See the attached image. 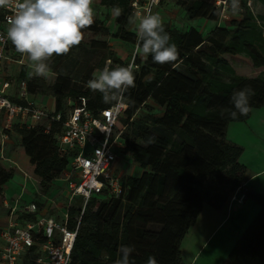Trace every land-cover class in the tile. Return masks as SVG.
<instances>
[{
  "label": "trees",
  "instance_id": "trees-1",
  "mask_svg": "<svg viewBox=\"0 0 264 264\" xmlns=\"http://www.w3.org/2000/svg\"><path fill=\"white\" fill-rule=\"evenodd\" d=\"M133 1L99 0L103 6L122 9V14L115 17L117 29L112 36L135 47L138 27H127L131 19H137ZM177 2L185 7L189 19L203 17L213 21L215 27L205 37L197 26L181 30L164 24L169 43L177 46V61L161 65L151 54L134 56L135 87L124 93L122 99L128 107L115 129L121 131L118 153L130 154L143 171L139 176L122 175L124 191L120 197L109 195L107 190L93 195L82 215L81 198L69 207L70 227L74 228L81 217L70 264H115L121 246L133 248L130 264H147L149 256H154L157 264H184L181 243L204 205L222 208L246 180L247 168L240 161L244 147L227 137V129L230 122L246 121L254 108L264 107V14L256 13L249 0H240L241 16L221 25L216 13L222 8L215 0ZM251 2L264 6V0ZM3 17L0 8V22ZM84 30L109 33L99 19ZM96 44L104 50L100 69L107 60L112 61V68L130 64L107 41H92L91 48ZM73 51L74 47L48 61L57 74L52 83L39 76L29 78L25 66L20 78L27 80L29 93L53 96L54 111L61 112L63 118L71 108L81 105V97L93 116L100 117L101 111L117 100L105 103L100 92L87 88L90 76L76 81L60 72ZM237 57L247 59L260 71L255 75L238 72L231 60ZM245 86L255 92L249 101L251 111L233 120L225 110H234L231 96ZM154 105L163 108L162 114L153 113ZM145 106L148 113L137 116ZM45 127L46 123L15 126L22 152L18 160L0 159V193L14 177L17 166L36 177L44 188L70 167L74 153L62 155L59 150L62 123L54 122L49 131ZM153 137L154 142L149 143ZM245 197L252 198L260 209L240 234L227 261L264 264V194L250 190L245 191ZM24 217L36 219L38 213ZM147 224L158 228H146Z\"/></svg>",
  "mask_w": 264,
  "mask_h": 264
},
{
  "label": "built area",
  "instance_id": "built-area-1",
  "mask_svg": "<svg viewBox=\"0 0 264 264\" xmlns=\"http://www.w3.org/2000/svg\"><path fill=\"white\" fill-rule=\"evenodd\" d=\"M162 1L134 0L133 12L135 16L136 13L143 14L149 5L153 11ZM215 3L224 9L225 0H215ZM248 4L252 5L251 0ZM1 9L4 17L0 22V33L6 36V17L13 12L10 8ZM9 44L10 41L6 39L0 42V77L4 60L10 58ZM133 61L134 55L130 64ZM11 83L10 78L0 83V159L9 160L3 149L11 136L17 134L16 125L35 127L43 121L46 123L45 131H49L54 122L62 123L63 130L58 135L60 153L64 155L73 152L74 156L70 167L61 176L67 182L70 192L62 219L44 214H38L36 219H28L24 216L38 213L35 202H15L12 205L6 202L9 216L0 232L3 241L0 246V264H70L81 217L74 228L70 227L69 207L77 198H81L82 215L93 195L104 190L113 197L123 194L122 174L116 172L121 131H116L115 125L128 105L123 99H118L115 104L103 109L100 117H95L86 108V99L81 97V105L71 108L63 118L61 112L50 111L27 98L28 82L24 78L17 82L18 95L22 101L13 100L7 93ZM244 198L245 191L241 185L233 193L231 201L242 202Z\"/></svg>",
  "mask_w": 264,
  "mask_h": 264
},
{
  "label": "clouds",
  "instance_id": "clouds-1",
  "mask_svg": "<svg viewBox=\"0 0 264 264\" xmlns=\"http://www.w3.org/2000/svg\"><path fill=\"white\" fill-rule=\"evenodd\" d=\"M0 8H10L13 12L6 17V36L0 33V42L10 41L16 52L27 58L31 69L27 73L29 78H47L51 73L48 61L54 55H65L79 46L84 40L83 30L94 24L93 0H0ZM111 11L113 17L122 14L119 6H114ZM241 11L240 0H230V3L225 0L224 9L216 14L223 16L230 12L235 16ZM136 16L139 24L133 55L147 57L151 54L153 61L161 65L177 61V46L169 43L170 36L162 18L152 11V6H147L143 14L136 13ZM111 64L112 61L107 60L102 69L93 72L85 85L100 92L105 103L122 99L124 93L135 87L133 64L115 68ZM254 95L251 86L234 91L231 96L234 110H225L227 115L233 120L247 116L251 111L249 101ZM154 139L150 138L149 143ZM118 251L121 255L115 264H130L133 248L121 246ZM147 264H157L155 257L149 256Z\"/></svg>",
  "mask_w": 264,
  "mask_h": 264
},
{
  "label": "rangeland",
  "instance_id": "rangeland-1",
  "mask_svg": "<svg viewBox=\"0 0 264 264\" xmlns=\"http://www.w3.org/2000/svg\"><path fill=\"white\" fill-rule=\"evenodd\" d=\"M256 13L264 14V6L257 2H252L251 6ZM93 8H94V19H99L103 22V24L109 28V33H103L98 31H92V30H83L84 31V40L79 46L74 47L73 54L70 58L65 60L60 67V72L64 75H67L71 78H73L76 81H83L89 76L92 77V74L94 71H96L99 68V61L104 53V50L100 44L94 45V48H91L92 41H107L108 44L112 47V49L116 52L118 56L124 57L126 60L132 59L133 52H134V46H132L129 43H126L122 41L119 38H114L112 35L117 29V23L115 21V17L112 15V8L103 6L100 4L99 0H93ZM154 13H158L159 16L162 18L163 24H169L170 26L178 27L181 30H185L190 26L191 24L196 25L200 31L204 34L206 37L209 32L215 27V23L211 20H208L203 17H199L196 19H189L186 14L185 7L177 2V0H165L162 4L156 6L153 9ZM241 16V12L238 15H231L230 12L225 13V15L220 16L219 18V24L221 25H229L231 19L237 18ZM139 20L138 19H131V21L128 23L127 27L130 30H136V27H138ZM232 62L235 64L237 71L240 73H244L247 75H255L257 74L260 69L253 68L252 64L243 57H237V58H231ZM26 61L27 58H26ZM29 62V61H28ZM31 69H28V72ZM56 72L51 70L50 75L47 78H44L48 83H52L56 78ZM37 102L39 104H42L43 106H46V108L51 107V95H44V94H37ZM42 99V101H40ZM153 113L160 115L163 112V108L154 105V108H152ZM148 109L145 107H142L139 112L137 113V116L144 115L148 113ZM250 119V120H249ZM248 120L249 128L252 131V135L241 137V139H232V141L244 146L249 147L248 156H255V151L253 147H251L255 140L257 139H264V107L260 108H254L252 110L251 116ZM45 123V122H42ZM22 152V149L19 145V138L17 136H13L11 139V145L6 149V155L10 158V160L15 159L18 160V157L20 156ZM20 159L25 160V156L20 157ZM9 160V161H10ZM4 161V160H3ZM13 161V160H12ZM26 162V161H25ZM17 164V163H16ZM8 165H12L8 163ZM116 165L118 167V170H122V175H132V176H139L143 168L134 162L130 154H119L118 160L116 162ZM9 167V166H8ZM16 167V166H15ZM18 167V166H17ZM14 168L15 175L14 177L3 186V191L0 193V230L5 225V222L8 218V207L6 206V201L8 203H14L15 201L21 202L23 201H29V200H36V201H43L42 194H46L48 196H53L56 199H58L61 204H63L64 196L62 194V187L57 186L54 183H51L48 187L44 188L39 180L34 177L33 175H30L26 173V171L20 167ZM116 167V168H117ZM116 171V172H117ZM59 184V183H58ZM61 185H67L64 182L60 183ZM38 190L40 194L38 193ZM22 193H24L23 197L21 196ZM234 193V192H233ZM233 193L230 195L228 203L231 202V197ZM65 194L69 195V189L68 186L65 187ZM207 209L210 207L209 204H206ZM206 214H204L205 218H208L209 213L208 211H205ZM211 218V217H210ZM214 224H208L205 225L201 224V229H197V236L194 239V242L191 244V247L187 249L188 255L184 253L185 258L188 257L190 254L195 253L198 249H200L198 256H200L199 262H205L206 256L209 254V251H211V247L215 244L216 241L219 240L218 233L216 235V231L211 239L214 237V240L212 243L208 246V243H204L205 238L211 233L212 228ZM146 228L155 229L158 228L156 225L153 224H147L145 225ZM195 229V228H194ZM190 231V230H189ZM195 231V230H193ZM193 231H190L191 235ZM189 235H186L181 243V247H188V239ZM1 243V241H0ZM215 260L217 261L221 257L219 255H214Z\"/></svg>",
  "mask_w": 264,
  "mask_h": 264
},
{
  "label": "crops",
  "instance_id": "crops-1",
  "mask_svg": "<svg viewBox=\"0 0 264 264\" xmlns=\"http://www.w3.org/2000/svg\"><path fill=\"white\" fill-rule=\"evenodd\" d=\"M165 1V0H164ZM163 1V2H164ZM161 2L160 4H162ZM159 4V5H160ZM193 26H196L194 24H191ZM190 25V26H191ZM189 27V26H188ZM8 53L10 58L4 60V66H3V73L0 77V83H2L5 79L10 78L12 80L11 85L7 89L8 95L15 101H22L18 95V80L20 78V74L22 71V67H26V73H28L29 69V63L26 61V57L21 55L20 53L16 52L14 46L9 44ZM143 57V56H141ZM122 59H125L121 56ZM126 60V59H125ZM27 98L30 100L35 101L39 106H42L46 108V106H43L42 104H39L37 101V94H31L28 92ZM43 98H41L40 101H42ZM51 107L46 108L50 111L55 110V100L54 97L51 96ZM250 120V119H249ZM248 119L246 121H233L230 122L228 129H227V137L232 139H241V137H246L252 135V131L249 128L248 125ZM45 122V121H43ZM14 136V135H13ZM9 139L7 142L6 147H4V154L6 155V149L11 145V139ZM15 136L18 137L17 134ZM254 149L255 156H248L249 147L244 146V151L240 157V161L246 166L247 172H246V180L243 182V188L244 191H256L264 194V139L260 140L257 139L254 141L253 145L251 146ZM1 153V150H0ZM7 156V155H6ZM118 170V167L116 171ZM118 174L122 173V170L117 171ZM64 182L67 184L65 179L62 177L55 181V184L57 186L62 187V194L64 196L63 204L56 199L53 196H48L46 194H42L43 201H40L42 204L38 206V214L39 215H50L55 217L56 219H62V216L64 212L66 211V205L68 202L69 195L65 194V187L67 185H61L60 183ZM59 183V184H58ZM38 193L40 194L39 190ZM24 193H22L23 197ZM35 200H29V201H21L19 202L18 199L15 202H19L20 204H27L30 202H34ZM7 202V201H6ZM14 202V203H15ZM8 203V202H7ZM14 203H8L9 205H12ZM8 209V216H9V208ZM260 206L249 197H245L242 202L238 201H231L229 204H226L220 209L213 208L210 206L208 209L206 207V204L203 207L202 212L198 216V219L196 223L191 226L189 229L191 232L193 230V233L191 235L190 231L186 235H189V241H188V247H181V256L184 264H228L227 256L234 244L236 243L237 239L239 238L242 231L245 229V227L250 223V221L253 219V217L256 215V213L259 211ZM205 211H208L209 216L208 218L204 217ZM211 217V218H210ZM8 220V218H7ZM7 220L5 224L7 223ZM214 224L211 233L205 238V241L203 244L208 243V246L212 243L214 240V237L221 232L219 235V240L215 242L213 247H211V251H209V254L206 256L205 262H199L200 256H198L200 249H198L195 253L190 254L188 257L185 258L186 253L188 255L187 249L191 247V244L194 242L195 237L197 236V229H201V224L210 225ZM195 228V229H194ZM218 230V231H217ZM217 231V232H216ZM216 232V235L211 239L213 234ZM1 243L0 246L3 244V241L0 239ZM219 255L221 257L217 261L215 260L214 255Z\"/></svg>",
  "mask_w": 264,
  "mask_h": 264
}]
</instances>
